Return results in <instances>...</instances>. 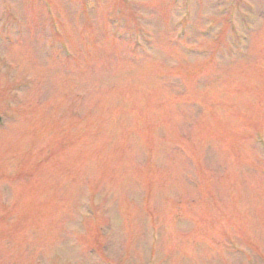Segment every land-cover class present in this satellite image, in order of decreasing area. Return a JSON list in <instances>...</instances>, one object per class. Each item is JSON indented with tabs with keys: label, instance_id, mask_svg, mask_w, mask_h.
Masks as SVG:
<instances>
[{
	"label": "rangeland",
	"instance_id": "1",
	"mask_svg": "<svg viewBox=\"0 0 264 264\" xmlns=\"http://www.w3.org/2000/svg\"><path fill=\"white\" fill-rule=\"evenodd\" d=\"M0 112V264H264V0H0Z\"/></svg>",
	"mask_w": 264,
	"mask_h": 264
}]
</instances>
